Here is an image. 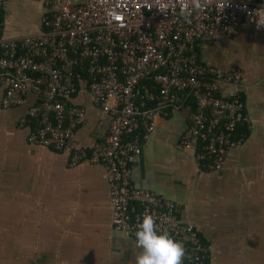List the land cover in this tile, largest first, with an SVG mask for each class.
I'll list each match as a JSON object with an SVG mask.
<instances>
[{
	"label": "built area",
	"instance_id": "obj_1",
	"mask_svg": "<svg viewBox=\"0 0 264 264\" xmlns=\"http://www.w3.org/2000/svg\"><path fill=\"white\" fill-rule=\"evenodd\" d=\"M42 2L41 31L0 37L1 105L27 104L28 142L68 151L70 166L84 159L104 166L113 229L135 237L147 212L158 233L182 243L188 264H206L209 245L196 227L180 219L175 202L135 186L131 164L156 120L190 96V122L175 146L191 151L198 167L222 168L225 152L245 136L237 126L249 127L240 93L223 88L237 84L241 71L204 62L199 49L219 32L235 33L244 19L264 32V0H201L199 9L185 0L190 15L181 14V0ZM29 85L36 93L30 102ZM81 87L110 116L107 134L91 146L73 136L85 114L72 101Z\"/></svg>",
	"mask_w": 264,
	"mask_h": 264
},
{
	"label": "crops",
	"instance_id": "obj_2",
	"mask_svg": "<svg viewBox=\"0 0 264 264\" xmlns=\"http://www.w3.org/2000/svg\"><path fill=\"white\" fill-rule=\"evenodd\" d=\"M42 0H5L0 37L38 33ZM200 58L222 70L239 69L236 89L249 127L225 152L222 168L198 167L176 142L190 122L180 105L155 122L131 164V180L175 202L209 245L206 264H264V32L242 20L233 34L217 33ZM3 87L0 86V99ZM36 96L29 85L28 101ZM72 101L84 108L74 138L84 146L105 137L110 116L81 87ZM27 104L0 103V264H135V237L112 228L104 166L28 142ZM183 264H188L185 259Z\"/></svg>",
	"mask_w": 264,
	"mask_h": 264
},
{
	"label": "clouds",
	"instance_id": "obj_3",
	"mask_svg": "<svg viewBox=\"0 0 264 264\" xmlns=\"http://www.w3.org/2000/svg\"><path fill=\"white\" fill-rule=\"evenodd\" d=\"M207 2L212 3L213 0ZM181 4V14L190 15L188 3L181 0ZM191 4L196 9L202 6L201 0H191ZM161 8L166 10V5H161ZM258 24L264 25V19ZM135 227V247L141 250L135 256V264H183L185 248L182 243L175 241L167 231L158 233L152 215L146 212L142 218L138 217Z\"/></svg>",
	"mask_w": 264,
	"mask_h": 264
},
{
	"label": "trees",
	"instance_id": "obj_4",
	"mask_svg": "<svg viewBox=\"0 0 264 264\" xmlns=\"http://www.w3.org/2000/svg\"><path fill=\"white\" fill-rule=\"evenodd\" d=\"M76 71L79 75L81 76H86V71L84 70V67H80L78 66L76 68ZM188 98L184 101V106H187L188 108H192V104H193V99L190 96H187ZM191 112V111H190Z\"/></svg>",
	"mask_w": 264,
	"mask_h": 264
}]
</instances>
